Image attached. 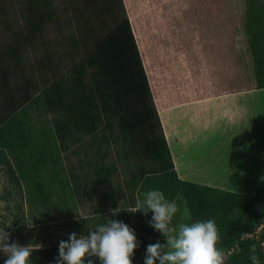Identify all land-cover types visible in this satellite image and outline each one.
<instances>
[{
	"label": "rangeland",
	"instance_id": "1",
	"mask_svg": "<svg viewBox=\"0 0 264 264\" xmlns=\"http://www.w3.org/2000/svg\"><path fill=\"white\" fill-rule=\"evenodd\" d=\"M28 1L0 0V52L10 35L24 28ZM43 1L50 13L44 38L53 59L41 71L36 45V51L26 54L25 66L29 70L32 64L33 78L42 83L17 115L28 141L22 153L10 155V162L24 178L10 182L6 167L0 165V227L11 226L4 229L10 241L37 247L32 264H55L61 240L67 241L73 232L87 235L107 219L126 223L137 237L148 236L153 228L146 221L152 213L129 211L144 192L158 187L161 177L157 164L102 114L94 117L91 128L81 116L88 112L91 89L86 84L90 78L102 81L97 72L92 77L78 75L80 58L93 39L84 34L88 13L83 0ZM122 1L156 108L165 99L178 101L186 91L190 95L182 99L191 101L254 87L255 58L245 33L244 0ZM90 92L97 94L98 89ZM40 153L43 164L38 162ZM34 188L43 191L44 201L34 197ZM257 228L264 229V213ZM5 259L0 252V264ZM239 260L232 250L225 251L224 264Z\"/></svg>",
	"mask_w": 264,
	"mask_h": 264
},
{
	"label": "trees",
	"instance_id": "2",
	"mask_svg": "<svg viewBox=\"0 0 264 264\" xmlns=\"http://www.w3.org/2000/svg\"><path fill=\"white\" fill-rule=\"evenodd\" d=\"M83 2L88 13V27L84 34L91 35L93 39L91 49L80 58L82 68L78 75L82 73L92 77L97 72L102 80L97 84L90 78L91 83L89 81L86 84V88L98 89L97 94L87 90L89 94L85 104L88 112L81 114L86 125L91 128L94 117L101 118L102 114L107 124L116 125L121 136L140 154L157 164V174L161 178L157 179L158 187L151 190L160 188L158 190L168 194L169 201H173L176 196L182 197L191 223L214 219L221 237L217 247L224 253L232 250L240 258V264H252L249 259V246L252 244L256 245L260 264H264V229L260 230L257 238L254 235L264 213V179L252 196L223 192L178 180L158 115L159 109L155 106L123 1ZM244 3L245 33L255 58L253 86L263 89L264 3L258 0H244ZM24 13V28L12 33L5 50L0 52V165L6 167L9 181L16 183L25 175L20 170L15 171L10 155L22 153L28 141L17 118L20 113L18 111L34 97L35 91H38L37 84L42 83L33 78L35 67L31 64L28 70L25 66L26 54L30 49L36 51V45L40 53L36 66L41 71L53 59L49 54L48 41L44 38L50 18L46 3L43 0H29ZM44 161L45 156L40 153L39 164ZM33 193L34 197L38 196L44 201L45 196L41 198L42 190L34 188ZM232 213L236 215L233 216ZM241 234L253 236L240 239ZM147 237H137L140 245L135 250L133 263L146 245Z\"/></svg>",
	"mask_w": 264,
	"mask_h": 264
},
{
	"label": "crops",
	"instance_id": "3",
	"mask_svg": "<svg viewBox=\"0 0 264 264\" xmlns=\"http://www.w3.org/2000/svg\"><path fill=\"white\" fill-rule=\"evenodd\" d=\"M185 93L182 96L189 97ZM182 96L174 103L165 99L158 110L177 179L223 192L254 195L264 179V88L191 101ZM173 201L179 208L173 224H190L182 197ZM94 230L88 229L87 234ZM157 241L165 242L153 229L134 264H144L147 245Z\"/></svg>",
	"mask_w": 264,
	"mask_h": 264
},
{
	"label": "clouds",
	"instance_id": "4",
	"mask_svg": "<svg viewBox=\"0 0 264 264\" xmlns=\"http://www.w3.org/2000/svg\"><path fill=\"white\" fill-rule=\"evenodd\" d=\"M179 208L169 201L161 190H149L143 198H137L131 213H152L146 221L165 242L148 244L144 264H224V252L217 245L221 237L214 219L198 220L194 223L173 224ZM115 215V213H113ZM0 227V252L6 259L4 264H32L31 256L37 247L33 244L20 245L10 241V233ZM247 234H241L244 239ZM140 242L135 230L117 219H107L96 230L87 235H69L67 241L59 242L55 264H133L132 258ZM252 264H260L255 244L249 246Z\"/></svg>",
	"mask_w": 264,
	"mask_h": 264
},
{
	"label": "built area",
	"instance_id": "5",
	"mask_svg": "<svg viewBox=\"0 0 264 264\" xmlns=\"http://www.w3.org/2000/svg\"><path fill=\"white\" fill-rule=\"evenodd\" d=\"M260 230L261 229H258V228L255 230V234L254 235H255L256 238L258 237V234H259ZM251 236H253V235H247L245 238H250ZM262 245L264 247V242L262 243Z\"/></svg>",
	"mask_w": 264,
	"mask_h": 264
}]
</instances>
